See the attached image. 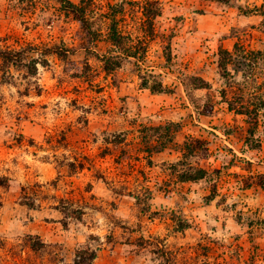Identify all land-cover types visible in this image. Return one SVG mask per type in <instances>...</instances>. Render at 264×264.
I'll return each instance as SVG.
<instances>
[{
    "label": "rangeland",
    "instance_id": "374dc122",
    "mask_svg": "<svg viewBox=\"0 0 264 264\" xmlns=\"http://www.w3.org/2000/svg\"><path fill=\"white\" fill-rule=\"evenodd\" d=\"M0 264H264V0H0Z\"/></svg>",
    "mask_w": 264,
    "mask_h": 264
},
{
    "label": "trees",
    "instance_id": "16d2710c",
    "mask_svg": "<svg viewBox=\"0 0 264 264\" xmlns=\"http://www.w3.org/2000/svg\"><path fill=\"white\" fill-rule=\"evenodd\" d=\"M27 53H29L27 49L21 52H17L11 49H6V51L0 50V59L4 60L8 65H21L28 70V73L31 77H36L38 72V62L33 58H25L24 55H26ZM76 264L79 263L77 262Z\"/></svg>",
    "mask_w": 264,
    "mask_h": 264
}]
</instances>
